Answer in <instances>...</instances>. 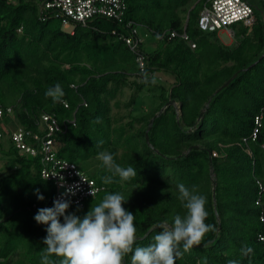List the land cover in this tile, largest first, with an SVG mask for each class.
<instances>
[{"label": "trees", "instance_id": "obj_1", "mask_svg": "<svg viewBox=\"0 0 264 264\" xmlns=\"http://www.w3.org/2000/svg\"><path fill=\"white\" fill-rule=\"evenodd\" d=\"M125 2L124 21H133L154 38L148 41L149 50L143 38L139 44L149 80L158 71L169 74L174 81L167 88L144 82L145 71L137 68L136 54L120 37L127 32L121 23L97 18L76 26L70 34L37 0H0V104L4 108L0 153L6 168L0 170V264H41L46 225L37 224L34 216L53 195L54 186L40 176L38 158L14 146L7 126L36 131L42 113L53 115L58 122L57 157L75 162L96 184L104 185L81 206L71 205L69 212L82 216L106 194L119 192L128 198L123 207L136 217V237L141 238L133 247L147 246L162 231V222L171 225L176 215L186 214L178 198L177 186L182 183L206 197L205 222L214 225V230L188 252L181 243L178 251L182 255L176 256L175 264H228L229 260L264 264V244L259 239L264 233V56L212 96L233 73L259 57L264 47L262 22L256 20L251 34H247L248 27L236 29L241 39L230 48L219 42L216 32L198 27L199 13L209 0ZM184 29L195 48L179 36L169 38L170 31ZM163 31L167 34L159 38L157 34ZM57 83L65 95L54 102L45 92ZM127 88L132 94L126 107L136 105L144 89L158 91L157 101L146 113L129 111V120L118 123L120 117L112 110L122 107L120 95ZM211 96L201 119L187 130ZM170 98L180 105V124L172 105L154 118L149 138L156 153L147 146L144 133L149 120ZM260 115L257 128L255 118ZM192 144L198 147L183 155ZM104 151L122 167L134 166L137 177L121 180L103 163L87 171L80 167ZM106 176H112V183L103 182ZM36 189L45 197L43 201L34 194ZM245 245L252 253L242 254ZM125 264H131V253L125 256Z\"/></svg>", "mask_w": 264, "mask_h": 264}, {"label": "clouds", "instance_id": "obj_2", "mask_svg": "<svg viewBox=\"0 0 264 264\" xmlns=\"http://www.w3.org/2000/svg\"><path fill=\"white\" fill-rule=\"evenodd\" d=\"M143 79L145 83H155L154 79L149 80L146 71ZM64 95L59 83L45 92V96L52 98L54 102H59ZM96 122H99V118ZM99 143L103 144V141ZM98 158L113 176H119L121 180L137 177L134 166L122 167L109 152H100ZM103 182L112 183V176L104 177ZM60 186L64 187L63 184ZM78 187L79 185L66 187L53 200L52 207L39 208L34 216L37 224L46 225L41 264H124V258L129 253L131 264H175L176 256L182 255L178 251L181 243L183 251L188 252L200 245L204 236L214 230V225L205 222L208 216L206 197L198 194L195 187L189 189L181 183L177 186L178 198L186 214L183 217L176 215L171 225L165 224L162 231L153 237L151 244L134 248L136 217L123 207L128 198L125 199L119 192L108 193L98 204L90 206L84 215L79 216L68 211L72 203L68 197L74 196ZM34 194L40 201L45 199L39 189ZM90 194L93 197L94 194ZM252 251L247 245L241 249L243 255ZM53 255L62 259L57 262L50 258ZM228 264L237 262L229 260Z\"/></svg>", "mask_w": 264, "mask_h": 264}, {"label": "built area", "instance_id": "obj_3", "mask_svg": "<svg viewBox=\"0 0 264 264\" xmlns=\"http://www.w3.org/2000/svg\"><path fill=\"white\" fill-rule=\"evenodd\" d=\"M37 1L39 7L53 15L60 22L61 28L70 34L74 33L76 26L87 25L97 18H107L121 23L127 32L121 33L120 37L136 54L135 61L139 71H145L146 58L144 53L139 51V44L142 42V36L139 34L140 26L131 20L124 21L127 8L125 0ZM259 3H261L259 7L264 9V0H259ZM42 18H45V15H42ZM256 20L255 5L250 0H209V5H205L199 13L198 27L203 32H235L241 26L249 27L255 24ZM112 33L116 34V30H112ZM166 34L167 31H163L157 36L162 38ZM175 36H179L191 48H195V43L189 39L185 29L181 33L170 31L169 38ZM64 106L67 107L66 102ZM8 110L9 108L6 111ZM3 113L4 108L0 104V117ZM260 122L261 115L255 118L257 128ZM37 127L36 131H31L18 126L11 130L10 135L19 152L38 158L41 165L40 176L53 183L54 193L47 197L42 207H52L53 200L58 198L68 186L79 185L75 195L68 197L72 201L71 205L79 206L86 198L92 197L90 192L95 197L104 189V185L96 184L95 179L82 172L75 162L57 157L55 133L60 128L53 115L42 113ZM257 128L254 129L253 137ZM47 176L49 177L46 179ZM61 184L64 187H61ZM261 219L264 222V218ZM259 239L264 244V233L259 235Z\"/></svg>", "mask_w": 264, "mask_h": 264}, {"label": "rangeland", "instance_id": "obj_4", "mask_svg": "<svg viewBox=\"0 0 264 264\" xmlns=\"http://www.w3.org/2000/svg\"><path fill=\"white\" fill-rule=\"evenodd\" d=\"M254 5H255V13H256V17L258 20H260V23L262 22L261 20V14H260V11L256 8V7H259L261 5V3H259V0H250ZM192 8L193 5H189L188 8ZM254 25V24H253ZM251 25L247 28V34H251L252 31H253V28L254 26ZM261 25H263L261 23ZM263 28V26H262ZM139 31H140V34L143 38V40L147 41V44H146V50H149L151 48V44L153 41H154V38H152V36L149 34H146V30H144L142 27L139 28ZM236 31V30H235ZM241 30L238 31V34H241L240 32ZM217 34V37L219 39V42H221L224 46H228L230 48H233L241 39V36H237L235 34L234 31H231V32H226V31H221V32H218L216 33ZM263 36H264V28H263ZM149 41V42H148ZM155 44V43H154ZM152 44V45H154ZM152 79L155 80V83L158 85H163L165 88H167L173 81V77L169 74H166L164 72H155L153 74V76L151 77ZM131 79H134L132 76L130 78ZM138 80V79H137ZM132 94V90H130L129 88L125 89L123 91V93L120 95V101H122V107L117 110L116 108H113V112L114 114H116V117H120V119L117 121L118 123L119 122H125V121H128L129 118L127 117V113H129V111L132 113V114H142V113H146L147 111H149V109H151V107H153L154 103H156L157 100H155V94L157 95L158 94V91H153V92H150V91H147V90H143L141 92L140 95H138L137 97V102H136V107H132V106H125L124 103H127L130 99V96ZM154 97V98H153ZM153 105V106H152ZM7 128L9 130H12L14 127L12 125H8ZM1 142L2 144L4 145L5 148H7V139L6 137H3L1 139ZM4 164H5V159L2 155V153H0V170L1 172L4 171L5 172V169L4 168ZM102 164V161L97 157H93L87 161H85L83 163V165H81L80 167L83 169V170H86L89 169H94L95 167H99L101 166Z\"/></svg>", "mask_w": 264, "mask_h": 264}, {"label": "water", "instance_id": "obj_5", "mask_svg": "<svg viewBox=\"0 0 264 264\" xmlns=\"http://www.w3.org/2000/svg\"><path fill=\"white\" fill-rule=\"evenodd\" d=\"M259 11H260V14H261V19H262V24H263V28H264V9L262 7H256ZM264 56V47H263V50L259 53V57L256 58L254 61H252L251 63H249L247 66L241 68L240 70L236 71L235 73H233V75H231L224 83H222L212 94V96H214L215 94H217L220 90H222L223 88L227 87L229 85V83L241 72V71H246L248 70L252 65H254L258 60H260L262 57ZM212 96L206 101V103L204 104V106L200 109L199 111V114L196 118V121L194 123V125L192 127H189L187 128V130H191L193 129V127L195 126V124L201 119L202 115L204 114V111L205 109L207 108V106L209 105L211 99H212ZM174 106L175 110H176V120L177 122L180 124V120H179V114H180V105L178 104V102L175 100V99H168L166 101V103L160 107V109L152 116V118L149 120V124L145 130V133H144V139H145V142L147 144V146L153 150L154 152L158 153V150L155 148V146L152 144V142L150 141V138H149V131L152 127V123H153V120L155 117H157L158 115H160L164 110L165 108H167L168 106ZM198 145L197 144H192L190 146L187 147V149L183 152V155H187L188 152L192 149V148H197ZM181 156V155H180ZM208 157H209V161H210V178H211V183H212V197H213V204H214V211H215V215H216V218H217V232L220 228V220H219V217H218V213H217V210H216V198H215V186H216V182H215V179H214V173H213V170H212V165H211V152L209 151L208 152ZM167 223H164L162 222L161 225H165ZM151 229H148L147 232H149ZM146 232V233H147ZM137 238H141V237H136ZM124 264H125V258H124Z\"/></svg>", "mask_w": 264, "mask_h": 264}]
</instances>
